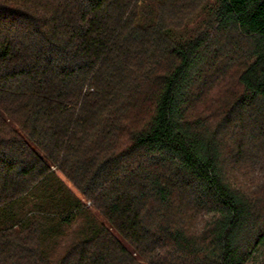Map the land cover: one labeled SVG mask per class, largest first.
I'll return each mask as SVG.
<instances>
[{
    "label": "trees",
    "instance_id": "trees-1",
    "mask_svg": "<svg viewBox=\"0 0 264 264\" xmlns=\"http://www.w3.org/2000/svg\"><path fill=\"white\" fill-rule=\"evenodd\" d=\"M0 264H264V0H0Z\"/></svg>",
    "mask_w": 264,
    "mask_h": 264
},
{
    "label": "rangeland",
    "instance_id": "rangeland-1",
    "mask_svg": "<svg viewBox=\"0 0 264 264\" xmlns=\"http://www.w3.org/2000/svg\"><path fill=\"white\" fill-rule=\"evenodd\" d=\"M228 80H229V78H228ZM229 83L231 84L232 82L229 80ZM232 86V85H231ZM64 179H65V181H66V183L69 185V187L78 195V196H80L82 199H84V200H86V198L80 193V191L69 181V180H67L64 176H62Z\"/></svg>",
    "mask_w": 264,
    "mask_h": 264
}]
</instances>
